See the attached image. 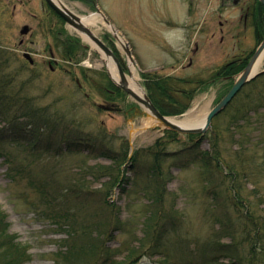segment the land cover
<instances>
[{"label": "rangeland", "instance_id": "374dc122", "mask_svg": "<svg viewBox=\"0 0 264 264\" xmlns=\"http://www.w3.org/2000/svg\"><path fill=\"white\" fill-rule=\"evenodd\" d=\"M66 1L80 16L101 12L108 18L132 50L146 93L147 78L209 81L223 66L251 59L263 41L256 38L247 15L255 0L238 4L234 0H94L95 9L82 0ZM57 22L45 0H0V52L11 57L4 72L5 82L10 83L0 107L17 116L28 115L22 120L35 124L33 129L41 135L32 139L36 137L30 138L32 131L24 127L10 135V122L0 117V212L6 217L0 224V230L6 229L0 231V255L8 237H15V244L26 251L24 264L105 262L100 256L76 260L78 252L83 254V242L106 232L104 239L115 251L116 262L107 264H160L158 255L137 252L143 223L152 209L139 192L147 178L137 186L125 185V190L115 184L123 173L132 176L131 146L142 151V173L151 163L146 150L160 139L167 141L164 204L182 216L179 233L191 248L216 235L223 236L225 244L232 240L219 235L224 208L232 220L243 214L231 206L227 175L231 167L238 173L243 198L264 217V61L259 75L214 118L205 135L195 139L178 135L172 140L160 126L143 128L146 117L127 94L112 93L109 98L108 69L96 66L101 55L66 24L67 34L87 48L72 61L63 58L55 46ZM24 26L31 28L26 36L21 34ZM92 29L102 39L111 35L105 22ZM114 40L125 61L124 49ZM237 79L238 75L232 81L218 76L197 93L184 114L175 117L191 111L209 113ZM87 138L93 140L91 152ZM124 140L130 146L127 161L108 158L123 156ZM205 151L219 152L225 163L222 170L204 166L200 158ZM119 219L127 223L123 229L116 227ZM178 245V241L172 245L174 253Z\"/></svg>", "mask_w": 264, "mask_h": 264}, {"label": "trees", "instance_id": "16d2710c", "mask_svg": "<svg viewBox=\"0 0 264 264\" xmlns=\"http://www.w3.org/2000/svg\"><path fill=\"white\" fill-rule=\"evenodd\" d=\"M82 1L95 9L94 0ZM51 13L58 20V32L57 38L55 39V46L58 51L61 52L66 61H72L86 48L78 38L67 34L64 28L65 21L54 11L51 10ZM248 15L252 18V25L255 30L256 38L258 41H262L264 39V6L259 1L255 0L254 4L249 7ZM59 27L61 29H59ZM106 40L112 46L124 70H127L120 52L116 49L115 45L113 46L114 43L108 35L106 36ZM0 53H3L2 55L0 54V102L3 103L4 97L6 96V94H4L5 88L10 83V81L5 82L6 76H4V72L11 57L7 55V52L1 51ZM3 57L5 58L3 59ZM248 59L234 61L223 66L216 77L209 81L201 78H147L146 88L150 98L164 115H182L190 108L192 101L198 92L208 89L218 76L224 78L228 77L230 78V81H232L234 76L240 74V72L246 67ZM107 79H109V83L106 87L105 93L109 98H113V94L117 97L120 95H126V93L110 78L107 77ZM180 84L189 85L192 88H180ZM0 117H5L10 122L8 128L10 135L19 132L24 127V130L27 129L32 131L33 134H30V138L36 137L32 139H38L41 136L39 134L40 132L38 133L33 129L37 127L35 124L32 122L26 123V121L22 120L23 118L28 117L26 114L22 117L17 116L15 113L0 107ZM166 134L168 135L167 137L172 140L176 138L174 136L179 135L171 131H167ZM22 137L26 136L22 135ZM189 137L195 139L199 136L189 135ZM49 141L51 140L49 139ZM92 141L88 138L86 140L87 145H89L87 150L90 152V148L93 145ZM166 142L165 139H160L153 147L146 150L147 153H145L151 158V163L146 169H142V173L139 169L142 167V151H136L134 152L131 161L132 176L123 173V178L121 180L115 179L116 186L119 185L122 190H125V185L127 184L131 186L139 185V180L141 178H147L148 180L145 187L139 192L148 198V206H152V209L149 210V214L143 223L144 236L139 239L137 252L142 249L145 251V254L147 253L151 256L158 255L160 259H162L160 264H263L264 217L257 215V212L249 206L248 201L246 202L243 198L241 188L238 186V173L235 171L234 167H231L229 169L230 173L227 174L230 176V183L232 184L229 187L232 198L231 206L238 209L243 214L240 215V218L232 220L229 209L224 208L222 212L223 218L219 221L221 225L219 235L223 234L230 236L232 238L231 242L225 244L221 242L223 236L216 235L213 239L211 238L202 241L196 249L190 247L189 240L179 233V227L181 226L180 219L182 216L179 215L174 208L170 210V208H167L164 204L167 194V186L164 180L165 173L163 172L162 167L165 162L163 156L166 153ZM48 145H50V143ZM111 146H113V144ZM122 150V157L108 156V158L113 159L114 161H119L120 159V161H127L130 146L126 140L123 142ZM102 154L104 156L108 155L106 152ZM200 161H202L204 166L209 169L215 165L218 169L222 170V164H225L224 161L221 160L218 151H205L201 153ZM5 218V215L0 212V224L4 225ZM126 224V222L119 219L116 227L123 229ZM0 231L5 233V227ZM1 237H4V234ZM95 237L92 238V241L89 239L81 244L80 252L83 254H79V252L77 253V263L84 262L86 260L85 258L88 259L90 257V259H94V257L98 256H100L105 262L101 261L99 263L100 260H96L95 264H107L109 260L116 263L113 257L115 251L108 246V241L104 239L106 237V232ZM110 237L112 236L110 235ZM14 241L15 237H8V241H5L2 245L4 250L0 255V264L25 263L26 251L21 245L15 244ZM175 241L179 242L178 253H174L171 248L172 245L175 244ZM22 248L24 250H22ZM134 251L136 250H133L132 252ZM86 264L90 263L88 262Z\"/></svg>", "mask_w": 264, "mask_h": 264}, {"label": "water", "instance_id": "95a60500", "mask_svg": "<svg viewBox=\"0 0 264 264\" xmlns=\"http://www.w3.org/2000/svg\"><path fill=\"white\" fill-rule=\"evenodd\" d=\"M261 4L264 6V0H259ZM47 4L66 22L67 25L74 28L76 31L85 32L88 34L93 41H95L98 46L105 51V53L113 58V60L116 62L118 67V72L121 77V83L114 82L122 89L124 90L134 101H136L139 105L146 106L154 115L155 117L161 121L165 125V129H168L170 131L176 132L178 134L182 135H204L207 133L209 128L212 125L213 119L218 116L221 112H223L228 105L232 102V100L236 97V95L241 91V89L249 82H251L253 79H255L259 73H256L253 75L254 66L258 60V57L260 54L264 51V40L256 50L255 54L249 61L246 68L242 71V73L239 75L238 79L235 81L233 87L230 89V91L224 96V98L215 105V107L209 112L207 116L206 123L201 128H183L182 126L178 124L171 123L168 121L167 117L160 112V110L154 105L150 97L145 94L144 98H141L138 96L135 92H133L128 86L126 81V72L122 68L118 58L114 54L113 50L108 47L102 40H100L90 28H88L83 20L82 17L78 14L74 13L71 9L67 8L66 6H59L55 4L52 0H46ZM105 23L108 26H112L110 21L102 14L100 13ZM31 31V28L29 26H24L21 30L22 35H28ZM23 43V42H21ZM124 50L126 51L128 57H132V52L129 47H124ZM24 57L30 61L31 64H34V60L30 56V54L25 53ZM103 108V107H101Z\"/></svg>", "mask_w": 264, "mask_h": 264}, {"label": "bare ground", "instance_id": "6f19581e", "mask_svg": "<svg viewBox=\"0 0 264 264\" xmlns=\"http://www.w3.org/2000/svg\"><path fill=\"white\" fill-rule=\"evenodd\" d=\"M52 1L59 6H66L67 8L71 9L70 5L68 4V2L66 0H52ZM81 17H82L84 24L88 28H90L92 30V32L97 36L96 32L93 31L92 28L93 27H97L98 29L101 28L102 23L105 22L103 16L100 13H89V14L83 15ZM108 27L111 30V35H108V36L110 37V39L112 40L113 43L115 41L114 39H116L123 49H124V47H129L128 44L126 43L125 39L123 38V36L113 26H108ZM77 32L80 34V36H82V38L85 42H87L92 48H94L101 55V60L96 64V66L97 67L105 66L109 71V74H110L109 78L111 76L115 80V82L121 83V77H120L119 72H118V67H117L116 62L113 60V58L111 56L107 55L105 53V51L102 50L98 46V44L95 41H93L92 38L88 34H86L85 32H80V31H77ZM98 38L100 40H102L108 47H110L113 50L110 43L106 40V36L103 39L100 37H98ZM113 52H114V50H113ZM131 52H132V50H131ZM125 53H126V51H125ZM114 54H115V52H114ZM126 56H127L128 60L126 59L127 61L125 60L124 63L126 64V67L129 68V72H130L129 74L126 73L127 86L133 92H135L138 96H140L141 98H144L145 94L148 95L149 93L148 92L146 93V91L144 90V88L142 87V85L139 82V78H138V74H137V64L135 62L133 54H132V57H128V55L126 53ZM263 61H264V51L258 57V60L254 66L253 75H255L256 73L259 72ZM119 62H120V60H119ZM120 64H121V62H120ZM113 79H112V81L114 82ZM139 106H141V107H138L139 110L141 111V113H144V116L146 117L144 120V123H143V128H148L150 126H160L162 128H165V125L161 121H159L155 117V115L146 106H143L141 104ZM140 108H142L143 112ZM208 114L209 113L207 112V110H202L200 112H193V111L188 112L182 118L175 117L174 115H165V116L167 117L168 121H170L171 123H174V124H178V125L182 126L183 128H201L205 125ZM134 152H136V150H134V148L131 146L130 159L132 158Z\"/></svg>", "mask_w": 264, "mask_h": 264}, {"label": "flooded vegetation", "instance_id": "af4514ba", "mask_svg": "<svg viewBox=\"0 0 264 264\" xmlns=\"http://www.w3.org/2000/svg\"><path fill=\"white\" fill-rule=\"evenodd\" d=\"M239 2H240V0H234V3H235V4H238ZM247 11H249V7H248ZM247 15H248V14H247Z\"/></svg>", "mask_w": 264, "mask_h": 264}]
</instances>
